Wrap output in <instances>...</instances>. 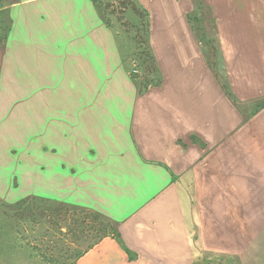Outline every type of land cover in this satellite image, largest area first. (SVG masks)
<instances>
[{"label":"crops","instance_id":"1","mask_svg":"<svg viewBox=\"0 0 264 264\" xmlns=\"http://www.w3.org/2000/svg\"><path fill=\"white\" fill-rule=\"evenodd\" d=\"M96 1L0 0V198L115 220L74 264H264V25L239 17L264 0H204L197 20L131 0L152 17L145 87Z\"/></svg>","mask_w":264,"mask_h":264},{"label":"trees","instance_id":"2","mask_svg":"<svg viewBox=\"0 0 264 264\" xmlns=\"http://www.w3.org/2000/svg\"><path fill=\"white\" fill-rule=\"evenodd\" d=\"M97 2V1H96ZM122 12L131 9L139 19L144 18L145 13L139 9L131 0H120ZM102 15L106 19V9L98 3ZM135 43L141 48L137 53L143 70L140 86L145 87L152 82H159L158 71L154 56L151 52L148 33L141 35L140 31L133 37ZM47 224L48 228L44 226ZM69 235L73 246H65L59 239L62 235V228ZM32 232L38 234L31 238L39 245L24 256L28 259L36 258L44 264H74L76 259L98 243L102 238L112 235L118 237L117 223L109 217L102 215L92 209L59 202L39 195H28L15 202H6L0 198V250L8 246L22 248L28 246L23 234ZM15 234L20 235V239ZM47 234V235H46ZM5 235V236H4ZM8 237L10 238H7ZM46 237V239H45ZM26 242V243H24ZM10 257L0 256V263L7 261ZM12 264L11 262H9ZM15 264V263H14Z\"/></svg>","mask_w":264,"mask_h":264},{"label":"rangeland","instance_id":"3","mask_svg":"<svg viewBox=\"0 0 264 264\" xmlns=\"http://www.w3.org/2000/svg\"><path fill=\"white\" fill-rule=\"evenodd\" d=\"M168 3H170V0H167ZM97 2L103 6L106 11V21L114 27V29H116V31H118V36L120 38H122L121 40H123L124 42L122 43V46L126 47L127 53H128V61H129V69H131V61L134 60H138V62L140 63L138 57H137V53L140 51V47L135 43L133 37L136 33H138V31H140L141 35H146V32L148 33L149 31V25L150 22L152 21V17L148 15V12L143 13V15L145 16L144 18H140L137 17V15L131 10V9H126L124 10V12H122V6L120 5V0H97ZM184 5L185 3H190V5H193V9L196 10V16L195 19L197 20V18L199 17L200 12L203 14L204 13V8L203 6H205L204 3H206L204 0H183ZM171 4V3H170ZM172 4H175V1L172 2ZM239 10V9H237ZM245 12V11H242ZM238 16V15H237ZM240 19L242 22H244V19L246 20L248 25H252L253 23H255V26L257 27L258 25H264V17H261L260 14H251V15H246L244 13H241V15H239ZM252 17V18H251ZM191 21V19H190ZM192 22V21H191ZM250 22V24H249ZM152 24V23H151ZM187 25V24H186ZM185 25V26H186ZM187 28V26H186ZM179 33V32H178ZM263 34V32L261 33ZM190 35V34H189ZM167 38L160 37L161 42H164ZM174 39L179 40V35L178 37L176 36ZM180 41V40H179ZM160 42V43H161ZM166 46H163L161 44V46L165 49V55L166 52L169 53V51H166L168 49V47L173 48V44L169 45L168 44V40L166 42ZM174 48H173V57L176 56V51L174 52ZM186 50V49H185ZM200 50H202V48H200ZM136 60V61H137ZM129 73V71H128ZM143 73V70H142ZM130 76V75H129ZM131 77V76H130ZM132 78V77H131ZM17 236V238H21L20 235L15 234ZM37 237L38 234H36L35 232H26L23 234V237L25 241H27V245L25 246L27 249L28 248H32L34 249L35 247H37L39 245L40 249L42 250V245H40L38 242H36L35 240L32 241L31 238ZM32 242V245H30L29 243ZM26 243V242H24ZM15 248L19 249L20 247H18L19 242L15 244ZM21 249V248H20ZM261 249H264V245L261 246ZM35 251H33V253L35 252L36 254L38 253L36 249H34ZM34 253V254H35ZM35 254V256H36ZM25 254L21 251V252H17L16 255H12L11 258H9L7 261L11 262L12 264H44L42 263L38 256L36 258H30L28 259L26 256H24ZM262 264V263H261Z\"/></svg>","mask_w":264,"mask_h":264},{"label":"built area","instance_id":"4","mask_svg":"<svg viewBox=\"0 0 264 264\" xmlns=\"http://www.w3.org/2000/svg\"><path fill=\"white\" fill-rule=\"evenodd\" d=\"M136 60L133 59L131 61L132 66H131V69L129 70V75L136 80H140L143 76L142 68L138 60L137 61Z\"/></svg>","mask_w":264,"mask_h":264}]
</instances>
